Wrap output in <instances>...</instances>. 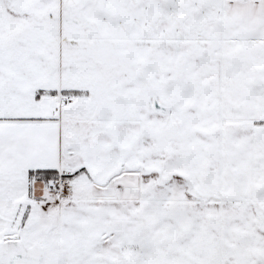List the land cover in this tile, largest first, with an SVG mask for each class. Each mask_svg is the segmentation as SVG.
Returning a JSON list of instances; mask_svg holds the SVG:
<instances>
[{"label":"snow or ice","instance_id":"snow-or-ice-1","mask_svg":"<svg viewBox=\"0 0 264 264\" xmlns=\"http://www.w3.org/2000/svg\"><path fill=\"white\" fill-rule=\"evenodd\" d=\"M0 264H264V0H0Z\"/></svg>","mask_w":264,"mask_h":264}]
</instances>
